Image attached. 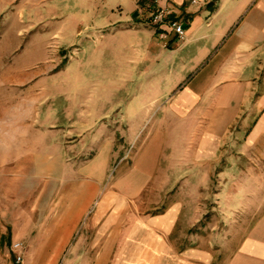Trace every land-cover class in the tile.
<instances>
[{
	"label": "crops",
	"instance_id": "crops-1",
	"mask_svg": "<svg viewBox=\"0 0 264 264\" xmlns=\"http://www.w3.org/2000/svg\"><path fill=\"white\" fill-rule=\"evenodd\" d=\"M163 5L171 9L169 19L182 23L183 39L166 23L150 25L152 13ZM70 16L71 30L83 39L80 44L70 42L75 53L80 56L88 48L95 56L77 63L75 77L85 81L78 90L95 98L87 107L75 99L67 107L39 108L33 127L47 131L39 134L38 149L29 150L31 113L15 97L27 92L18 93L19 86L31 77H24L26 62L12 68L11 82L18 88L9 92L0 126L27 131L20 150L0 153L5 160L0 163V264H17L11 250L16 241L25 246L20 264H210L211 255L189 245L183 203L171 202L159 213L137 214L124 223L122 213L126 200L141 194L153 179L159 191L170 185L169 166L179 157L171 156L168 166L161 158L163 137L171 130L188 129L192 121L202 146L207 141V111H230L232 122L244 112L245 145L264 137V0H210L204 5L190 0H78ZM95 33L103 39H94ZM59 43L71 46L61 35ZM127 65L134 94L128 106L125 100L119 103L126 95ZM97 80L103 82L93 83ZM100 90L108 98H99ZM127 122L142 139L133 165L112 175L119 193H103L89 216L93 193L111 161L122 157L113 136L117 132L122 137L120 129ZM94 127L116 130L105 143L92 139L95 151L86 165L67 162L75 155L65 144L63 129ZM147 128L154 129L158 143L151 157L142 160L138 174L146 140L142 130ZM6 138L12 148L13 137ZM185 158L179 160L181 168L188 166ZM50 192L53 199L45 200ZM31 193L38 197L34 206ZM243 261L264 262V239L247 237L228 264Z\"/></svg>",
	"mask_w": 264,
	"mask_h": 264
},
{
	"label": "rangeland",
	"instance_id": "rangeland-1",
	"mask_svg": "<svg viewBox=\"0 0 264 264\" xmlns=\"http://www.w3.org/2000/svg\"><path fill=\"white\" fill-rule=\"evenodd\" d=\"M76 1L78 0H0V115H4L9 92L18 88L11 82L12 68L21 65L20 62H26L28 67L24 77L31 78L26 80L24 86H19L18 93L27 92L15 98L23 100L31 113L29 150L38 149V136L47 131L33 127L36 125V112L39 108L44 109L49 105L67 107L76 103L75 99L81 100L80 106L87 107L91 104L89 100L95 98L92 92L85 95L78 90L85 86V81L75 77L77 63L95 57L88 48L80 56L74 51V45L83 40L76 38L70 25V12ZM99 34L95 33L94 39H103ZM60 35L64 36L66 43L71 42L74 45L63 47L59 43ZM130 71L132 69H128L127 65L126 95L125 99L121 97L119 101L123 104L125 100L126 106L132 104L134 98ZM36 73L37 76L33 79L32 76ZM96 82L101 84L103 81H93ZM98 97L108 98L104 90ZM153 103L156 104L157 101ZM244 116V112L239 113L232 122L230 118L233 115L230 111H207V141L202 146L197 143V132L192 121H189L188 129L176 128L165 134L161 164L168 166L171 156L179 157L175 158L173 166H169L172 173L170 185L159 191L153 179L141 194L127 199L122 223L137 214L152 215L163 211L171 202H181V216L189 221V245L211 255L210 264H228L247 237L264 239V137L252 146L245 145L248 127L242 124ZM63 130L65 144L71 145L70 154L75 155L67 162L79 167L91 161L95 151L92 139L96 138V142L105 143L109 139V133L114 134L116 129L94 127ZM120 130L124 132L123 136L119 137L116 132L113 137L115 142L119 140L116 144L120 146L122 157L111 161L107 175L99 189L93 193L87 212L89 216L93 214L103 193H119L112 185V175L116 176L123 166L125 170L132 167L140 146L142 139L138 129L129 127L127 122L126 127ZM25 131L27 130L21 127L0 126V153L11 149L20 150L22 133ZM142 131L146 140L135 171L138 174L142 160L151 157L158 143L153 128ZM6 137H13L12 148L11 144H7ZM199 152L201 154L197 156ZM185 156L188 166L181 168L179 160ZM3 161L5 160L0 159V163ZM118 164L123 165L116 168ZM53 197V193H46L45 200ZM30 200L34 206L38 201L37 193H31ZM112 260L111 255L110 261ZM81 261L82 258L78 257V263ZM242 264L247 263L243 261ZM251 264L264 262L252 261Z\"/></svg>",
	"mask_w": 264,
	"mask_h": 264
},
{
	"label": "built area",
	"instance_id": "built-area-1",
	"mask_svg": "<svg viewBox=\"0 0 264 264\" xmlns=\"http://www.w3.org/2000/svg\"><path fill=\"white\" fill-rule=\"evenodd\" d=\"M159 0H154L155 3H158ZM192 4L195 5H204L208 3L210 0H190ZM171 14V9L169 6H157L154 12L150 17V25L152 26H160L164 23L168 24L172 31L176 34L178 39H183L185 36V30L183 25L178 20L169 19V15ZM25 246L22 242L16 241L12 243L11 250L15 252V262L20 264L23 260V251Z\"/></svg>",
	"mask_w": 264,
	"mask_h": 264
}]
</instances>
